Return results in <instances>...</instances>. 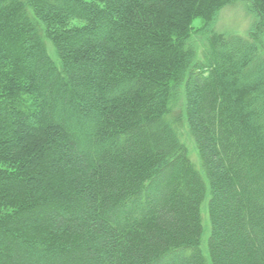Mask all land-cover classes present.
<instances>
[{
	"label": "trees",
	"instance_id": "obj_1",
	"mask_svg": "<svg viewBox=\"0 0 264 264\" xmlns=\"http://www.w3.org/2000/svg\"><path fill=\"white\" fill-rule=\"evenodd\" d=\"M0 264H264V0H0Z\"/></svg>",
	"mask_w": 264,
	"mask_h": 264
},
{
	"label": "rangeland",
	"instance_id": "obj_2",
	"mask_svg": "<svg viewBox=\"0 0 264 264\" xmlns=\"http://www.w3.org/2000/svg\"><path fill=\"white\" fill-rule=\"evenodd\" d=\"M249 4L228 2L215 19L214 29L224 36L238 34L245 37L254 24V17L249 12ZM201 20H196L193 27L197 30L203 27Z\"/></svg>",
	"mask_w": 264,
	"mask_h": 264
}]
</instances>
